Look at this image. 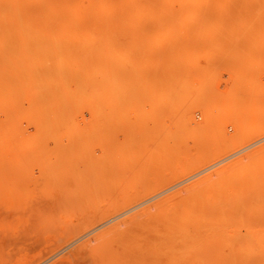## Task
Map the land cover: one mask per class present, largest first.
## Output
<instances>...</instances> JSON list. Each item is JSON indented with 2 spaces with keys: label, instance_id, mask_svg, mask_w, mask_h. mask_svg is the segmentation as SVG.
<instances>
[{
  "label": "rangeland",
  "instance_id": "1",
  "mask_svg": "<svg viewBox=\"0 0 264 264\" xmlns=\"http://www.w3.org/2000/svg\"><path fill=\"white\" fill-rule=\"evenodd\" d=\"M23 1L26 8L45 2ZM56 1L55 15L68 11L69 0ZM236 2L203 4L198 48L168 53L161 65L137 69L120 94L92 100L84 111L63 114L54 124L36 121L37 128L13 113L23 124L14 128L19 120L0 108V264H121L108 255L93 263L88 249L84 255L78 250L84 243L95 248L87 241L97 234L203 178L218 180L224 170L226 175L247 171L254 180L261 176L255 186L263 195L194 244L163 252L150 264H264V0ZM140 29L143 34L148 29L144 19ZM160 55L165 56L154 54ZM164 144L153 161L145 158ZM143 158L149 167L143 168ZM98 177L103 185H95ZM59 180L68 182L74 200L55 209V218L43 204L61 189L51 187L62 185ZM86 185L98 193L86 194ZM123 203L132 204L118 212ZM33 207L39 211L32 213Z\"/></svg>",
  "mask_w": 264,
  "mask_h": 264
},
{
  "label": "bare ground",
  "instance_id": "2",
  "mask_svg": "<svg viewBox=\"0 0 264 264\" xmlns=\"http://www.w3.org/2000/svg\"><path fill=\"white\" fill-rule=\"evenodd\" d=\"M209 1L214 0H69L66 1L68 11L55 15L59 8L56 0H45L41 7L35 8H26L23 0H0V108L11 112L12 119L19 120L15 124H21L15 125L14 128L23 127L20 122L23 116L25 123H30L32 127L36 123L34 128H37L36 121L39 123L48 122L47 119L51 123L56 122L54 121L56 119L60 121L64 119L63 114L84 111L90 102L94 104L92 100L120 94L124 87L123 83L131 81L137 75L135 74L137 69L161 65L168 60V53L198 48L199 17L203 4ZM115 18L118 20L115 21ZM143 19L148 23V29L144 34L141 30L143 27L140 29V21ZM160 51L164 52L165 56L155 57L154 54ZM114 104L116 103L112 105ZM112 107L117 109L118 106ZM13 113H19L15 115L20 118H15ZM54 114L60 119L55 118L56 115L53 117ZM31 117L33 119L28 120ZM212 121L214 124V113ZM27 125L25 124L26 127L30 126ZM48 126L52 125L45 124L44 128ZM208 135L212 137L209 133ZM186 137L188 136L185 134ZM165 147L164 144L155 150L151 148V151L148 150L150 156L145 158L153 161V157L161 155ZM147 159H144L146 161L143 168L147 166L146 164L149 167ZM225 172L226 170L216 174L218 180H212V176L203 178L109 227L87 241L88 244L94 242L95 248L89 249V245L84 243L78 254L84 255L88 249L93 263H98L100 257L108 255L116 258L121 264H150L163 252H173L177 248L184 249L194 244L205 237L214 224L225 220L230 213L243 209L249 199L262 194L258 186H255L261 176L254 180L248 178L250 175L247 176V171L236 170L228 175ZM117 173L118 170L115 174ZM216 175L214 174V177ZM99 176L103 178L102 175ZM100 177L98 180L95 178V181L99 182ZM71 178L75 181L74 177ZM59 182H63L59 183L62 185L53 184L51 187L61 189L43 204L46 209L52 211L55 218L58 217L56 210L60 211L65 204L70 207V202L74 200L68 182L60 180ZM101 187L103 186L99 187L102 190ZM77 188L82 190L81 186ZM85 188L89 190L87 185ZM94 189L96 190V187ZM79 194L81 198L85 196L80 192ZM124 198H127L126 195ZM131 204L123 203L118 212L130 207ZM109 206H112L111 203ZM33 208L35 209L32 213H36L37 208L39 211V207ZM152 208L155 209V213L151 212ZM78 209L82 211L80 207ZM99 213L101 214V211ZM37 215L35 214L36 219ZM52 216L48 215L49 219L53 218ZM99 220L97 218V221ZM222 231L226 233L227 229L222 228ZM200 258L202 257L199 256L198 259ZM205 262L203 264L208 263ZM85 264H88V261Z\"/></svg>",
  "mask_w": 264,
  "mask_h": 264
}]
</instances>
